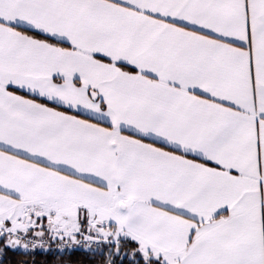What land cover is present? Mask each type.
Masks as SVG:
<instances>
[{
    "label": "snow or ice",
    "instance_id": "snow-or-ice-1",
    "mask_svg": "<svg viewBox=\"0 0 264 264\" xmlns=\"http://www.w3.org/2000/svg\"><path fill=\"white\" fill-rule=\"evenodd\" d=\"M0 264H264V0H0Z\"/></svg>",
    "mask_w": 264,
    "mask_h": 264
}]
</instances>
